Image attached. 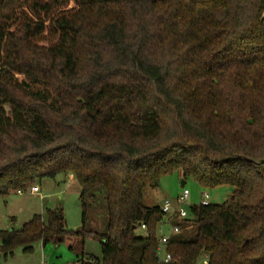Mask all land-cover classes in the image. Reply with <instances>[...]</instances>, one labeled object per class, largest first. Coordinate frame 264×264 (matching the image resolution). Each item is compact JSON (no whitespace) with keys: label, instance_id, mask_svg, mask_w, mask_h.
Instances as JSON below:
<instances>
[{"label":"trees","instance_id":"1","mask_svg":"<svg viewBox=\"0 0 264 264\" xmlns=\"http://www.w3.org/2000/svg\"><path fill=\"white\" fill-rule=\"evenodd\" d=\"M175 171L234 190L173 217L169 264H264V0H0V195L73 172L83 208L77 230L61 208L0 230L5 255L98 236L79 264H157L144 190Z\"/></svg>","mask_w":264,"mask_h":264},{"label":"rangeland","instance_id":"2","mask_svg":"<svg viewBox=\"0 0 264 264\" xmlns=\"http://www.w3.org/2000/svg\"><path fill=\"white\" fill-rule=\"evenodd\" d=\"M183 177L179 171L162 175L157 187L148 186L145 189L146 204H163L166 200L175 205L184 189L189 190L190 197L183 205V209L190 212L194 204L202 203L207 193V200L212 204L224 203L234 190L231 186L222 185L215 188H206L199 185L192 178H188L185 186H181ZM36 185V186H34ZM81 187L73 172L58 174L55 178H44L29 186L26 190L11 191L8 195H0V230L20 229L36 214H45L47 209L61 208L64 211L68 229L77 230L83 225ZM87 228L105 234L108 231V210L106 204V191L104 187L96 188L86 199ZM191 229V228H190ZM163 233L170 235L172 225L165 223ZM138 236H145L147 231L136 229ZM160 228L158 235H160ZM179 234V233H178ZM189 232L180 234L188 237ZM71 245L75 249H71ZM33 250L26 252L24 247L18 246L14 252L5 255L0 250V264H79L78 255H91L101 257V244L98 236L67 239L55 244L48 242L43 245L41 241L32 244ZM198 264H208L204 254Z\"/></svg>","mask_w":264,"mask_h":264},{"label":"built area","instance_id":"3","mask_svg":"<svg viewBox=\"0 0 264 264\" xmlns=\"http://www.w3.org/2000/svg\"><path fill=\"white\" fill-rule=\"evenodd\" d=\"M18 192L21 193V191ZM189 197V190L184 189L182 195L178 198L176 205L169 200H166L162 205V210L166 215L165 219L168 218L169 223L172 225V233L170 235H166L163 234L162 230L160 229L161 234L158 236L157 264H169L172 260L171 253H169L167 250V243L173 235H176L181 231V227L177 224H173L172 219L173 217L177 216L178 220L181 221L189 217V213L183 209V205L187 202ZM208 197L209 195L206 193L201 204H208ZM141 228L147 231L145 224H143ZM146 235L152 234L147 231Z\"/></svg>","mask_w":264,"mask_h":264},{"label":"crops","instance_id":"4","mask_svg":"<svg viewBox=\"0 0 264 264\" xmlns=\"http://www.w3.org/2000/svg\"><path fill=\"white\" fill-rule=\"evenodd\" d=\"M34 186H36V185H34ZM18 193H19V192H18ZM145 198H146V197H145V190H144V202H145V204H146ZM163 204H164V203H163ZM163 204H159V205L162 206ZM146 205H149V206H150V204H146ZM151 205H154V204H151ZM165 223H169L168 218H166L165 221H164V223L160 225L159 228H160L161 230H162L163 225H164ZM162 233H163V231H162ZM163 234H165V233H163ZM166 235H167V234H166ZM207 258H208V257H207Z\"/></svg>","mask_w":264,"mask_h":264},{"label":"water","instance_id":"5","mask_svg":"<svg viewBox=\"0 0 264 264\" xmlns=\"http://www.w3.org/2000/svg\"><path fill=\"white\" fill-rule=\"evenodd\" d=\"M261 164H263V163H261ZM185 183H186V181L183 179L182 182H181V186L184 187Z\"/></svg>","mask_w":264,"mask_h":264}]
</instances>
